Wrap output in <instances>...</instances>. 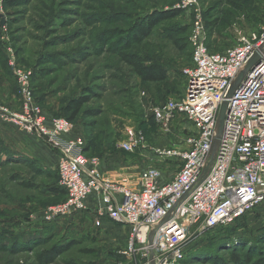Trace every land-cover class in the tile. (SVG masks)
Instances as JSON below:
<instances>
[{"label": "rangeland", "instance_id": "rangeland-1", "mask_svg": "<svg viewBox=\"0 0 264 264\" xmlns=\"http://www.w3.org/2000/svg\"><path fill=\"white\" fill-rule=\"evenodd\" d=\"M179 3L0 0V107L9 113L0 112V264H129L122 254L130 233L126 226L121 231L122 225L108 218L111 227L104 220L96 226L95 211L45 219L47 208L66 200L50 190L60 186L58 153L11 114L23 112L21 76H29L33 103L48 119L70 117V106L89 98L72 133L91 142L87 156L99 159L97 177L112 185L126 177L140 186L144 174L157 169L162 183L171 180L181 162L159 158L150 147L186 149L194 134L183 115L165 123L154 116V110L183 97L184 70L191 66L197 13L177 8ZM196 9L208 48L217 53L264 26V0H197ZM172 10L181 12L149 37L135 38L149 15ZM123 55L161 66L167 80L142 81ZM128 129L143 133L150 147L125 152L121 144ZM187 250L182 264H264V207L192 238Z\"/></svg>", "mask_w": 264, "mask_h": 264}, {"label": "built area", "instance_id": "built-area-1", "mask_svg": "<svg viewBox=\"0 0 264 264\" xmlns=\"http://www.w3.org/2000/svg\"><path fill=\"white\" fill-rule=\"evenodd\" d=\"M196 6L197 0H180L177 6L197 13L183 97L154 110L160 123L174 114L187 118L194 128L187 148L150 147L144 134L134 129H128L121 144L125 152L150 147L159 158L180 161L171 180L162 183L160 171L150 169L139 189L127 179L118 185L101 181L95 171L99 159L85 154L86 140L73 135L74 124L66 118L48 119L34 105L29 76H21L23 112L11 114L25 131L58 153L57 172L67 197L47 208L45 219L88 211L89 198L98 194L96 226L108 218L130 229L122 250L129 264H182L192 238L230 226L264 207V56L229 99L221 141L213 150L221 106L236 76L264 44V26L225 52H212ZM0 112L9 114L1 107Z\"/></svg>", "mask_w": 264, "mask_h": 264}, {"label": "trees", "instance_id": "trees-1", "mask_svg": "<svg viewBox=\"0 0 264 264\" xmlns=\"http://www.w3.org/2000/svg\"><path fill=\"white\" fill-rule=\"evenodd\" d=\"M172 11L173 12H163V13L154 12L153 14L149 15L144 21V23L137 29L135 38L139 40V39H145L149 37L153 29L159 23H161L164 20L176 17L181 12L180 10H172ZM122 57H123V61L128 63L133 68L134 72L139 76V78L144 82L160 83V82H164L168 78L167 72L159 65L152 64V65L146 66L145 64L142 63L141 59L135 58L133 56L130 57L128 55H123ZM88 100L89 98H86V99H80L74 102V104L76 105L70 106V108L68 109V112L72 111L73 113H70L71 116L66 117V119L73 123L77 114L81 111L82 106ZM86 143L87 145L85 148V154L87 155L91 148V142L89 144V142L86 141ZM50 190L52 194H63L67 197L66 191L61 186L53 187ZM237 260H238V257L236 256L233 257V261H237Z\"/></svg>", "mask_w": 264, "mask_h": 264}, {"label": "water", "instance_id": "water-1", "mask_svg": "<svg viewBox=\"0 0 264 264\" xmlns=\"http://www.w3.org/2000/svg\"><path fill=\"white\" fill-rule=\"evenodd\" d=\"M263 56H264V44L261 46V48L258 51L255 52V54L250 59V61L247 63V65L239 72V74L236 76L235 80L233 81L231 89L228 93V96L226 100L223 102L220 112H219L217 129H216V137H215L214 148H213L214 151L216 150V148L218 147L221 141L223 128H224L225 116H226L227 111L229 110V99L233 96L235 90L241 84V82L243 81L247 73L261 61Z\"/></svg>", "mask_w": 264, "mask_h": 264}, {"label": "crops", "instance_id": "crops-1", "mask_svg": "<svg viewBox=\"0 0 264 264\" xmlns=\"http://www.w3.org/2000/svg\"><path fill=\"white\" fill-rule=\"evenodd\" d=\"M34 137L37 139V141L39 142V143H41L43 146H45V147H47L49 150H53L52 148H50L48 145H46L41 139H39L38 137H36L35 135H34ZM51 152V151H50ZM54 154V153H53ZM54 157L58 160V157L54 154ZM123 179H127L128 181H129V185L131 186V187H133V188H138V184H136L135 182L133 183V180H131L130 181V179L129 178H126V177H124ZM140 187V186H139ZM88 204H89V210L88 211H95V209L97 208V205H99L100 204V197H99V195L98 194H95V195H93V196H91L90 198H89V201H88ZM76 217H78V215H76ZM110 221V220H109ZM104 222H105V219H104ZM106 223V222H105ZM104 223V224H105ZM112 224H114V223H112ZM106 225H108V226H110L111 227V224H109V223H106ZM107 226V227H108ZM119 228V230H121V231H124V229L123 228H126L125 226H119L118 227ZM127 229L129 230V232H130V229L127 227Z\"/></svg>", "mask_w": 264, "mask_h": 264}]
</instances>
